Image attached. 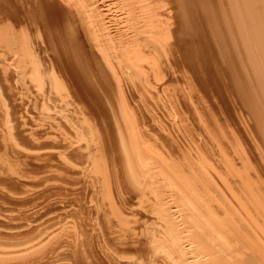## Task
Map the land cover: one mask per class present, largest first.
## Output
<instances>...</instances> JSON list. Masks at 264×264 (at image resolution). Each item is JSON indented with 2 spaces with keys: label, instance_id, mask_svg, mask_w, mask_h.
Returning a JSON list of instances; mask_svg holds the SVG:
<instances>
[{
  "label": "bare ground",
  "instance_id": "obj_1",
  "mask_svg": "<svg viewBox=\"0 0 264 264\" xmlns=\"http://www.w3.org/2000/svg\"><path fill=\"white\" fill-rule=\"evenodd\" d=\"M0 264H264V0H0Z\"/></svg>",
  "mask_w": 264,
  "mask_h": 264
}]
</instances>
